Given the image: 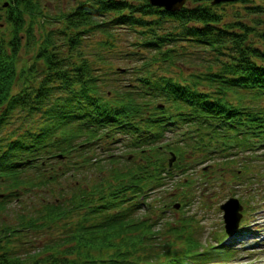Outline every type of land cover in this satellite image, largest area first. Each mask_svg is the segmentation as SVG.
<instances>
[{"label": "trees", "instance_id": "16d2710c", "mask_svg": "<svg viewBox=\"0 0 264 264\" xmlns=\"http://www.w3.org/2000/svg\"><path fill=\"white\" fill-rule=\"evenodd\" d=\"M6 1L0 0V18L9 21V35L0 31V209L12 197L21 202L17 186L28 190L26 184L36 178L57 194L42 198L33 213L23 212L18 224L0 216V264L228 259L229 250L200 249L195 231L185 224L193 216L165 217L181 194L174 199L161 188L179 172H187L179 183L193 185L194 156L264 147V3L187 0L167 10L149 0H76L68 9L46 7L43 13L32 0H10L6 12ZM23 1L28 4L21 8ZM236 2L244 10L229 16L227 6ZM36 24L42 25L40 35ZM122 33H131L133 48L117 49ZM91 34L104 37L108 52L92 56L108 70L83 50ZM23 46L36 49L37 63L26 66ZM125 57L142 65L111 69L115 59ZM164 64L182 66L185 77L164 74ZM130 72L133 80H127ZM17 120H23L20 128L13 126ZM169 125L177 127L176 135L167 136ZM115 144L123 147L118 155L108 150ZM123 151H129L125 157ZM131 151L151 159L141 162ZM171 151L180 156L169 166ZM182 159L190 165L183 166ZM236 159L227 155L224 161L230 168ZM105 165H112V179ZM219 167L203 168L202 174L209 177ZM245 169L260 174L247 165L234 168L233 177L247 175ZM9 182L10 192L1 187ZM152 192L154 199L147 200ZM52 226L61 231L51 240L33 236ZM42 249L46 256L34 258Z\"/></svg>", "mask_w": 264, "mask_h": 264}, {"label": "rangeland", "instance_id": "374dc122", "mask_svg": "<svg viewBox=\"0 0 264 264\" xmlns=\"http://www.w3.org/2000/svg\"><path fill=\"white\" fill-rule=\"evenodd\" d=\"M76 0H32L30 3L38 5L41 7V10L43 13L46 11H59L60 9H68L71 4ZM79 1V0H78ZM77 1V2H78ZM24 4L21 5V8H24L27 2H24ZM248 5H251L253 3H264L262 0H249L245 2ZM244 3L236 2L233 5L227 6V12L228 15L235 10V9H241L244 10ZM5 11L8 12V7H4ZM4 12V10H2ZM47 13V12H46ZM49 13V12H48ZM47 13V14H48ZM230 13V14H229ZM47 22H45L46 24ZM53 24V23H52ZM55 25V24H54ZM56 26V25H55ZM37 34H41V24H36L35 26ZM9 21L6 19V17L0 18V31L6 32L5 35H9ZM8 32V33H7ZM102 34L98 35H87L84 39V47L83 50L86 54H88V57L94 60V63L97 64L100 68L108 70L109 67L103 63V61L100 59V55H105L107 51V46L104 43H101L104 37H101ZM23 35V39H24ZM121 42L117 44V49L126 50L131 49L134 46H129L131 44V41L133 40V37L130 34L122 33V37L120 38ZM27 48L29 49V52L27 51ZM21 56L24 58H27L26 60V66L32 65L36 61V55L37 51L33 47H24L20 49ZM96 53L94 55H99L97 57H93L92 53ZM143 52H147V50H143ZM120 56L119 54L116 55ZM31 63V64H30ZM20 66H23V62L19 64ZM140 66L142 65V60L134 59V58H123L121 60L115 59L111 65V69H115L116 67L123 68V67H130L132 66ZM162 65V64H161ZM170 69V70H168ZM131 70V69H130ZM154 70H156L158 73L162 70L159 67H155ZM164 74L168 76H173L177 80L181 79L183 76L185 77L184 70L182 66H176V65H170V64H164L163 67ZM186 72H188V69H186ZM111 73V78L114 77V72ZM140 74V73H139ZM127 80L130 78L133 80V73H129L126 75ZM110 78V79H111ZM109 79V80H110ZM21 85H16L15 90H18ZM106 89V86L104 87ZM17 123H14L13 126L21 127V122L23 120H17ZM179 124L178 126H180ZM169 127H172V130L168 131L166 134L167 136H173L176 135L175 132L177 127L174 125H169ZM168 127V128H169ZM176 129V130H175ZM182 133V131H181ZM195 133V132H194ZM190 134V133H189ZM118 144L110 145L108 150H113L115 154H119L121 152V146L117 147ZM108 150L104 151V154L108 152ZM129 151H123L124 154L122 157H125ZM134 152V153H133ZM176 153V152H175ZM139 151H131V156H136L137 159L141 158L145 163H148V161L151 159L147 155L148 153H145L144 155H141ZM230 155L233 157H236V165H232L230 168L224 161V158ZM168 158L171 156L170 153H168ZM180 154L176 153L175 158L173 160L172 165L178 161ZM195 158H198V161L193 163L191 165L190 172L191 178L194 181L193 185L183 184L179 183L180 180L183 179V177L186 175L187 172H179L176 174L175 177H172L171 180L168 179L166 184L161 188L164 191H169L172 193L174 199H175V193L177 192L179 197L175 199V202L180 201L181 206L177 209L175 207L168 209V211L165 214L166 218L173 217L176 212H179V214H184L187 212L190 216H193L195 220H190L188 222H185L188 227L193 228L194 236L201 242L200 249H205L206 247L210 246L211 243L214 245L218 244H224L217 246L215 248H212L214 251H219V253H224L226 251H230L231 255L228 259H222V261L226 262V264H264V148H258L254 152L252 151H245L240 150L239 148L233 147L232 149L226 150V151H219L212 154L210 157L209 154H201ZM121 158V157H119ZM244 161H242V159ZM124 162V161H123ZM245 162H249L248 164H243ZM180 163L183 166L188 167L190 164L185 163V160L182 159ZM221 164L223 167L218 168L216 173L211 172L209 174V177L207 174H202L203 168H210L211 166H218ZM113 168H115L116 163L112 164ZM112 165L104 166V170H106L107 174L112 172ZM127 164H123L121 168H124ZM171 165V166H172ZM250 166L252 169H256L260 171V174H253L246 169L247 175H243L242 178H234L233 177V169H240L241 167ZM120 167V166H119ZM185 167V168H186ZM206 169V170H207ZM31 170L27 169L25 171V178H27ZM216 174V175H215ZM202 176V177H201ZM257 177L255 180L254 177ZM108 178L112 179V176L108 174ZM200 179L203 180L200 181ZM10 183L2 184L1 187L3 190H8L9 192L12 191L13 187L10 185ZM26 187L28 190H25V188L22 185L17 186V189L19 188L20 197L22 198L21 202L16 201L15 197L10 198L8 204H6L3 208L0 209V216H4L5 219L10 220L14 224H18L20 220L21 214L32 212L33 209L35 210L38 205H40L42 198H53L57 193L56 187L53 188V190H47L50 187H43L39 184L38 179L29 180V182L26 184ZM24 194V195H23ZM155 192H152L151 195L146 198L147 200H153L155 197ZM172 197V198H173ZM230 197H236L238 200L244 205L243 208V216L241 220L244 222V229L245 232L241 231V228L239 226L237 232L232 236H223L224 235V219H223V210L220 208V205L227 201ZM171 198V199H172ZM145 199V200H146ZM33 205H36L32 208ZM23 207H26L27 210H22ZM138 216L142 215L143 207L137 211ZM23 213V214H24ZM182 216V215H181ZM165 220V219H164ZM166 221V220H165ZM164 224V223H163ZM52 226L51 228H42L38 233H33V236L38 242H42L43 240H51L54 235L58 234V232L61 231L60 228H56ZM254 231V232H253ZM241 235H238V234ZM32 236V234H31ZM224 237V238H223ZM51 242V241H50ZM36 244V241L34 242ZM61 247V245H60ZM59 247V248H60ZM57 248H54L53 252L57 256H59L60 249L55 250ZM44 250V249H42ZM46 251L44 250V253L42 255H36L34 258H41V256H46ZM52 262V260L50 259ZM51 262H45L42 261L39 264H49ZM221 262V261H219ZM52 264V263H51ZM212 264H216V262H212Z\"/></svg>", "mask_w": 264, "mask_h": 264}, {"label": "water", "instance_id": "95a60500", "mask_svg": "<svg viewBox=\"0 0 264 264\" xmlns=\"http://www.w3.org/2000/svg\"><path fill=\"white\" fill-rule=\"evenodd\" d=\"M187 0H149L150 3L157 6H162L167 10H178L180 9ZM213 3H220L223 1H235V0H211ZM8 3V2H7ZM5 3V4H7ZM175 158L174 153L169 160V163L172 164ZM179 202L175 204L176 207H179ZM221 208L224 209V219L226 223V231L229 234H232L238 226L239 220L242 216L241 210L243 205L239 202L238 198L231 197L227 201L221 204Z\"/></svg>", "mask_w": 264, "mask_h": 264}, {"label": "flooded vegetation", "instance_id": "af4514ba", "mask_svg": "<svg viewBox=\"0 0 264 264\" xmlns=\"http://www.w3.org/2000/svg\"><path fill=\"white\" fill-rule=\"evenodd\" d=\"M10 1V0H9Z\"/></svg>", "mask_w": 264, "mask_h": 264}]
</instances>
